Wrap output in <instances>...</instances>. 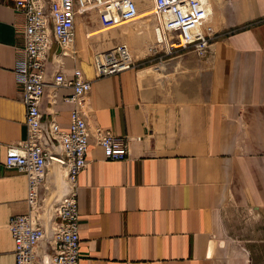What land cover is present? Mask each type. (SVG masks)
<instances>
[{
    "label": "crops",
    "instance_id": "obj_1",
    "mask_svg": "<svg viewBox=\"0 0 264 264\" xmlns=\"http://www.w3.org/2000/svg\"><path fill=\"white\" fill-rule=\"evenodd\" d=\"M211 3L218 37L208 55L167 54L166 46L142 55L155 40L156 20L146 15L137 33L118 27L101 46L130 40L135 66L100 77V49L90 50L79 19L78 60L64 57L63 68L71 77L80 66L93 81L84 103L90 128L130 139L125 160L106 159L90 139L78 178L80 264H249L246 240L264 253V0ZM24 26L13 0H0V264H16L9 220L28 210L26 175L4 164L7 145L27 136L15 72ZM59 67L51 59L49 81ZM72 93L48 86L44 119L56 111L69 129L75 105L63 97ZM64 174L51 166L47 183L61 192Z\"/></svg>",
    "mask_w": 264,
    "mask_h": 264
},
{
    "label": "built area",
    "instance_id": "obj_2",
    "mask_svg": "<svg viewBox=\"0 0 264 264\" xmlns=\"http://www.w3.org/2000/svg\"><path fill=\"white\" fill-rule=\"evenodd\" d=\"M152 7L141 12L143 0H13L14 8L24 15L23 43L18 48L16 78L19 94L26 106L25 139L7 145L4 164L18 169L28 179L26 213L13 215L9 229L15 242L16 264H80L81 236L78 206V178L88 164L91 137L104 147L110 160L128 158L130 139L115 135L100 126L93 129L84 103L92 89L80 66H74L69 77L64 70V57L78 60L76 50L77 24L85 22L87 38L152 15L155 40L147 46V54L158 55L174 50H193L199 56L211 51L218 37L213 22L211 0H151ZM91 12L99 20L92 29ZM54 44L58 50L53 51ZM53 51V52H52ZM59 64L53 80H48V66ZM130 45L114 44L93 55L98 77L112 75L135 66ZM65 86L73 89L63 100L74 103L69 129H62L55 114L44 119L41 104L47 87ZM53 94V104L57 100ZM139 139V137H137ZM58 165L65 170L61 192L47 183L49 169ZM43 242L48 248L41 254Z\"/></svg>",
    "mask_w": 264,
    "mask_h": 264
},
{
    "label": "rangeland",
    "instance_id": "obj_3",
    "mask_svg": "<svg viewBox=\"0 0 264 264\" xmlns=\"http://www.w3.org/2000/svg\"><path fill=\"white\" fill-rule=\"evenodd\" d=\"M220 1L222 3H224L225 0H220ZM151 7H152V1L151 0H143V2L140 4V10L141 11L148 10ZM90 14H91L90 15L91 16V22L89 23V25L92 26V29L99 28V25H98L99 23H98V19H97L96 14L94 12H91ZM80 21L82 22V27H84V29H86L85 28L86 23L83 22V20H80ZM148 21H149L148 19L141 18V19H138L134 22L124 23L120 27L129 29V31L131 32V35H133L134 31H135V33H137L135 29H138L140 24L147 23ZM115 29L116 28L105 31V32H103V34L101 33L100 36L95 35L91 38H87L86 35L84 34L87 41H88L90 50H93V51L95 49L101 50V46H103L105 42H108L110 37L115 35V33H116V32H114L111 35H109V33H108V35H107V32L113 31ZM104 35H107V37L106 36L104 37ZM125 42L128 43L132 49L133 42H131L130 40H125ZM147 52H148L147 46H144L141 54L146 55ZM133 55H134V53H133ZM241 246L246 247V249H245L246 251L248 250V252H246V251L245 252L247 254V258L250 260L249 264H258L259 261L261 263H264V253L262 252L263 243H260L259 247H258L257 241L246 240L242 243Z\"/></svg>",
    "mask_w": 264,
    "mask_h": 264
},
{
    "label": "bare ground",
    "instance_id": "obj_4",
    "mask_svg": "<svg viewBox=\"0 0 264 264\" xmlns=\"http://www.w3.org/2000/svg\"><path fill=\"white\" fill-rule=\"evenodd\" d=\"M141 12H143V11H141Z\"/></svg>",
    "mask_w": 264,
    "mask_h": 264
}]
</instances>
